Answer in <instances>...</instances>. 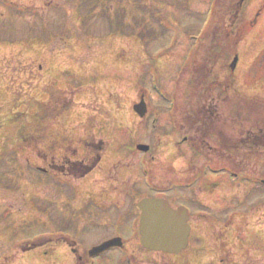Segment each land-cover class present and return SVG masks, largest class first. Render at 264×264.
<instances>
[{"label": "rangeland", "instance_id": "obj_1", "mask_svg": "<svg viewBox=\"0 0 264 264\" xmlns=\"http://www.w3.org/2000/svg\"><path fill=\"white\" fill-rule=\"evenodd\" d=\"M237 3L0 0V202L20 204L26 196L42 222L40 207L49 202L64 233L84 224L86 250L123 238V247L94 264H182L185 257L191 264H216L215 243L230 236L211 224L223 220L243 221L245 229L230 239L251 261L264 259V146L257 135L264 132V0H246L234 14ZM210 9L213 17L207 18ZM217 56L216 65L208 63ZM53 81L71 100L70 110L51 115L50 130L40 137L32 131L23 143L18 133L24 118L9 108L29 120L37 113L33 101L46 99ZM142 96L145 117L134 111ZM183 136L189 141L178 143ZM139 144L151 148L139 152ZM98 158L88 176L75 179L84 162L93 165ZM207 161L241 174L204 178L216 181L195 203L196 188L187 186L196 168L188 166ZM47 169H54L49 176L42 174ZM164 194L188 206L192 220L205 216L193 221L180 259L139 251L135 201Z\"/></svg>", "mask_w": 264, "mask_h": 264}, {"label": "flooded vegetation", "instance_id": "obj_2", "mask_svg": "<svg viewBox=\"0 0 264 264\" xmlns=\"http://www.w3.org/2000/svg\"><path fill=\"white\" fill-rule=\"evenodd\" d=\"M237 1V11L234 14H239L238 12L241 10V8H243V4L246 0ZM210 53H212V50ZM218 55L220 57L222 52L218 51ZM218 62V56L212 61L211 59L208 61V63L213 64V66ZM223 68L227 69L228 65L226 64L223 66ZM208 78L209 76H207V79ZM204 112H209V116L213 115L212 110ZM196 114V112L191 114V120L196 117ZM205 117H207V114ZM257 133V135L263 136L261 144L264 146L263 129L259 130ZM188 138V136H183V139L177 142L186 143L189 141ZM222 138L224 139V136L219 139V142L221 143H223ZM202 143H205V141ZM191 147L193 150H198V146L195 143H192ZM225 153V155H223L227 157V151ZM241 157L243 158V156ZM48 159H51L50 153H48ZM97 161H99V158ZM95 163L97 162H94L93 164L94 169L96 166ZM48 165L52 167V162L49 161ZM189 165V168H196L195 171L190 173V177H192V179L190 182H188L189 184L187 186L190 189L193 187L196 188L197 194L194 195L196 203L197 198L200 199L202 196H204V199H206L205 196L208 197L211 190L210 187H212L213 183L211 181L212 179L207 181L205 180L207 177L211 176L210 172L201 171L199 169L200 166L193 165L191 162ZM42 172L49 176L53 171L47 169L43 170ZM262 181H264V179ZM170 183H172V181ZM23 194L26 195L25 192H23ZM49 198L50 197H48V199ZM21 199L23 202H20V204L18 202H0V264H94V259L90 257L89 254L90 249L86 250L83 248V223L67 229L68 231L64 233L61 229H59L60 224L63 225V220L61 219L59 222L56 218L57 215L55 217L52 214V209L49 202L40 207L43 215L46 216V219H43L42 222L40 219L36 218L37 211L35 207L37 204L33 203L32 201L29 202L30 199H28L26 196ZM169 199L175 207L179 206V204H174L173 197H170ZM137 210L140 213L138 207ZM191 216L192 214L190 209L191 229L195 223L199 222V220L205 217L204 215H199L195 220H192ZM54 217L56 220H54ZM135 220L137 219L135 218ZM193 221H195V223ZM240 222L243 221L240 220L236 224L234 220H223L221 222L213 223L211 226L219 227V229L221 228L219 233L222 234V236L231 237L232 235L239 234L240 231L245 229L246 226L240 224ZM236 248L238 250L235 252ZM241 248V243L236 241L232 242V239L229 240L228 238H221L217 240L215 243L216 264L217 261H220L221 264H264L263 258L262 260H257L255 262L251 261L252 258L249 256V252L246 253ZM259 251L264 254V248L259 249ZM238 259L240 260L238 261Z\"/></svg>", "mask_w": 264, "mask_h": 264}, {"label": "water", "instance_id": "obj_3", "mask_svg": "<svg viewBox=\"0 0 264 264\" xmlns=\"http://www.w3.org/2000/svg\"><path fill=\"white\" fill-rule=\"evenodd\" d=\"M236 58L233 68L237 63ZM141 115L145 113V103L135 107ZM139 149L148 150V146L139 145ZM142 209V243L153 250L178 254L188 245L190 226L188 225L187 209H173L168 201L158 198H145L139 204ZM119 244L109 241L92 250V254L101 253L108 248Z\"/></svg>", "mask_w": 264, "mask_h": 264}, {"label": "trees", "instance_id": "obj_4", "mask_svg": "<svg viewBox=\"0 0 264 264\" xmlns=\"http://www.w3.org/2000/svg\"><path fill=\"white\" fill-rule=\"evenodd\" d=\"M51 94H52V97H51V100L49 103L40 104L41 110H40L39 116H37L33 122H29L26 127H23L22 132H20V134L22 135L21 139H27V138H25V136L30 134L32 131H35V130L38 134L40 133L39 137L42 136L43 130L45 131V126H44L45 121H47V119L49 120V117L51 115L56 116V115H58V113L61 114L63 109H69L70 108V101H67L65 99L63 100L61 93L56 91V92H52ZM61 107H63V108H61ZM51 110L53 111V114H50ZM54 111H56V112H54ZM28 131H29V133H28Z\"/></svg>", "mask_w": 264, "mask_h": 264}, {"label": "bare ground", "instance_id": "obj_5", "mask_svg": "<svg viewBox=\"0 0 264 264\" xmlns=\"http://www.w3.org/2000/svg\"><path fill=\"white\" fill-rule=\"evenodd\" d=\"M35 101L39 102V104H40V103H44L41 99H36ZM212 177H214V178H218V179H220V178L224 179V178H225V176H224L223 173H219V174L215 173V174L212 175ZM215 180H216V179H215ZM215 180L213 179V180H212V183H213ZM195 186H198V185H195Z\"/></svg>", "mask_w": 264, "mask_h": 264}]
</instances>
